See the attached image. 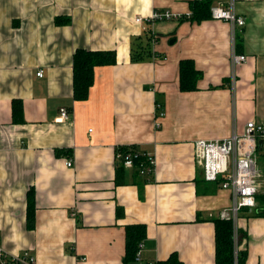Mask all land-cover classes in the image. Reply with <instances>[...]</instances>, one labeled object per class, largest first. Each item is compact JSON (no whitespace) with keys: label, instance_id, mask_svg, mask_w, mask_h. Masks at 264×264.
<instances>
[{"label":"crops","instance_id":"1","mask_svg":"<svg viewBox=\"0 0 264 264\" xmlns=\"http://www.w3.org/2000/svg\"><path fill=\"white\" fill-rule=\"evenodd\" d=\"M193 1L0 0L5 253L29 251L34 264H123L125 226L144 224L141 261L175 253L181 264H215L213 219L230 206L231 191L202 180L193 142L240 134L250 120L264 125V0H235L245 23L236 26L234 48L246 59L235 67L232 88L227 21H135L154 10L190 12ZM146 31L157 54L131 61V44ZM77 48L116 54L114 64L94 67L83 100L73 97ZM185 58L203 74L194 91L179 89L178 63ZM13 100L21 102L18 121ZM156 103L165 113L158 128ZM63 107L66 119L60 118ZM124 145L152 154L148 182L135 181L130 169L123 183L115 182L116 147ZM257 167L255 206L241 208L235 221L221 218L231 221L232 238L236 226L244 264H264V213L257 214L264 210V149L257 153ZM31 188L32 228L26 220Z\"/></svg>","mask_w":264,"mask_h":264},{"label":"built area","instance_id":"2","mask_svg":"<svg viewBox=\"0 0 264 264\" xmlns=\"http://www.w3.org/2000/svg\"><path fill=\"white\" fill-rule=\"evenodd\" d=\"M201 1V0H197ZM210 17L213 19L227 21L231 30V88L235 79V67L244 62L246 57L238 54L234 48V35L236 26L245 23V19L237 15L235 10V0H216L209 7ZM183 15L189 17L191 11L187 13H177L170 10H154L148 16H137L136 22L145 21L147 23L155 21H164L170 19H180ZM42 76V71L37 72ZM157 117L155 118V127H160V119L164 117V110L159 103H156ZM60 118H68L67 110L60 109ZM259 141H261L259 145ZM194 157L197 165L201 167L202 178L205 181H217L219 178V187L231 191L230 206L221 214V218H232L236 220L239 210L243 207H254L256 195L260 188L261 173L257 167V153L264 149V125L254 120L247 121L242 133L233 131L229 136L222 139H203L194 140ZM140 155L144 158L145 164H140V173L147 178L153 174L154 158L152 154L145 151H133L129 149L125 153H115V158L121 159L125 168L132 169L133 158ZM67 166L71 165V160L66 161ZM237 229L234 227V256L236 259L237 248ZM143 244L140 243L135 255L137 264H156L155 261H141L140 252ZM1 264H34L35 258L24 251L21 254L9 255L0 247Z\"/></svg>","mask_w":264,"mask_h":264},{"label":"trees","instance_id":"3","mask_svg":"<svg viewBox=\"0 0 264 264\" xmlns=\"http://www.w3.org/2000/svg\"><path fill=\"white\" fill-rule=\"evenodd\" d=\"M213 0H201V2L193 1L191 7V15L189 17L183 15L179 20L193 19L196 21L204 17H210L209 7ZM152 36L145 32L137 41L132 42L130 48L131 61H140L149 59L157 53L153 51ZM116 61L114 50H90L86 48H77L73 55V97L74 99L83 100L88 96L89 88L93 83L94 67L101 65H111ZM179 70V89L181 91H194L198 89L197 82L202 78V71L197 69L191 59H180L178 63ZM13 120L18 121L22 117L21 102L13 100ZM18 117V118H17ZM129 149L137 151L135 145L117 146L115 153H125ZM133 168L130 169L133 179L140 183H146L149 179L140 173V164H145V160L140 155L133 158ZM115 182L123 183L124 167L122 160L115 158ZM202 180H204L202 178ZM217 181H205L207 184L213 183L218 185ZM34 189L27 191V225L32 228L35 224V200ZM257 196V195H256ZM260 197V195L258 196ZM257 197V203L260 199ZM264 195H261V201L264 206ZM117 215L122 214L120 207L116 208ZM264 213V210L257 209V214ZM215 229V264H244L246 259V251H239L236 259L233 253L234 241L232 238V223L229 220L219 217L213 219ZM146 227L144 224H128L125 226V256L123 264H129L135 261V255L138 246L145 237ZM156 262V261H155ZM156 264H181L175 253H172L166 260L158 261Z\"/></svg>","mask_w":264,"mask_h":264},{"label":"water","instance_id":"4","mask_svg":"<svg viewBox=\"0 0 264 264\" xmlns=\"http://www.w3.org/2000/svg\"><path fill=\"white\" fill-rule=\"evenodd\" d=\"M261 141H259V145H260Z\"/></svg>","mask_w":264,"mask_h":264}]
</instances>
